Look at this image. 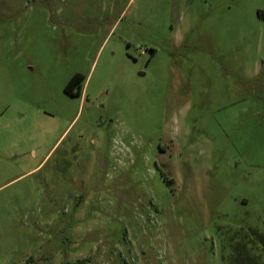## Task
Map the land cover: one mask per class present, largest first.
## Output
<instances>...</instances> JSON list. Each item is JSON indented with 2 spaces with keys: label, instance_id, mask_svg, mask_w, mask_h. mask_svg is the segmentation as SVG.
I'll use <instances>...</instances> for the list:
<instances>
[{
  "label": "rangeland",
  "instance_id": "obj_1",
  "mask_svg": "<svg viewBox=\"0 0 264 264\" xmlns=\"http://www.w3.org/2000/svg\"><path fill=\"white\" fill-rule=\"evenodd\" d=\"M0 264H264V0H0Z\"/></svg>",
  "mask_w": 264,
  "mask_h": 264
},
{
  "label": "trees",
  "instance_id": "obj_2",
  "mask_svg": "<svg viewBox=\"0 0 264 264\" xmlns=\"http://www.w3.org/2000/svg\"><path fill=\"white\" fill-rule=\"evenodd\" d=\"M77 75H74L70 80L69 82L66 84L65 88H64V91L67 93V94H70V95H74L73 93V87L74 85L77 83Z\"/></svg>",
  "mask_w": 264,
  "mask_h": 264
}]
</instances>
